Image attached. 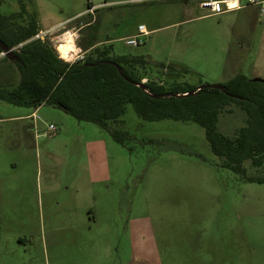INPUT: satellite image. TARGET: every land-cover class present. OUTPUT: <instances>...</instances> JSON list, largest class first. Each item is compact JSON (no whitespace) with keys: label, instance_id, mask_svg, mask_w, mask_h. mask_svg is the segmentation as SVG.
Returning <instances> with one entry per match:
<instances>
[{"label":"rangeland","instance_id":"rangeland-1","mask_svg":"<svg viewBox=\"0 0 264 264\" xmlns=\"http://www.w3.org/2000/svg\"><path fill=\"white\" fill-rule=\"evenodd\" d=\"M0 2L2 14L22 2L41 26L56 25L44 36L54 47L55 36L78 46L86 29L77 20L86 16L87 0ZM91 2L98 6L90 15L98 40L109 37L115 54L188 69L166 77L167 85L222 84L238 73L264 79V13L254 6L249 22L238 15L243 10L208 15L198 0ZM233 22L243 42L230 38ZM139 24L149 35L138 46L126 44ZM2 56L0 79L18 82L15 65L6 73ZM121 120L131 150L61 109L0 99V264H264V184L220 167L222 158L194 122L144 120L131 104ZM245 120L232 103L218 129L234 136ZM243 166L264 174V166L256 171L248 160ZM83 203L94 222L84 220Z\"/></svg>","mask_w":264,"mask_h":264},{"label":"trees","instance_id":"trees-1","mask_svg":"<svg viewBox=\"0 0 264 264\" xmlns=\"http://www.w3.org/2000/svg\"><path fill=\"white\" fill-rule=\"evenodd\" d=\"M85 14L77 20L86 27L77 43L84 55L68 62L59 57L46 37L36 36L40 31L37 13L27 12L24 3H20L17 11L0 13V39L14 48L19 58L16 61L2 56L6 73L11 72L10 63H13L19 80L10 83L8 77L0 79L1 84L6 85H0L1 100L20 106L37 108L47 104L61 109L78 121L94 123L129 150L132 149L128 145L131 136L118 127L128 104L144 120L170 118L194 122L204 129L212 153L222 158L220 167L231 170L247 182L264 184L263 173L250 174L243 166L246 160L256 171L264 166V79L253 80L238 73L222 83L226 92L206 87L191 95L165 96L196 90L197 86L182 82L173 81L170 85L164 82L166 77L182 75L188 69L171 62L151 67L142 55H115L111 43L98 40L97 19L93 23L91 14ZM107 61L121 66L129 79L143 82L147 92L125 80L115 65ZM152 68L167 73L151 78L145 71H152ZM149 93L164 94V97H152ZM232 103L244 112L246 120L234 136H228L219 131L217 124L222 110Z\"/></svg>","mask_w":264,"mask_h":264},{"label":"built area","instance_id":"built-area-1","mask_svg":"<svg viewBox=\"0 0 264 264\" xmlns=\"http://www.w3.org/2000/svg\"><path fill=\"white\" fill-rule=\"evenodd\" d=\"M88 5L86 6V10L84 13L93 14L94 10L97 8L95 4L91 2V0H87ZM200 7L207 9L209 11L208 15H219L221 13L227 11L238 10L247 6H254L257 8L260 14L264 13V0H200L199 2ZM83 26V25H82ZM80 28L73 29L71 32V38L76 39L79 37ZM51 30H45L39 32L36 36H45ZM65 35V34H62ZM149 35V31L146 29L144 24H139L137 26L136 32L133 35L124 37V41L128 45L138 46L143 43L144 38ZM62 36H55V43H56V51H58V55L65 61L73 62L75 60L81 59L84 55V51L81 47L76 46L72 40V50L65 53L59 47L61 45ZM2 54V53H1ZM4 55V54H2ZM50 131H54L56 127L53 124H49L48 126Z\"/></svg>","mask_w":264,"mask_h":264},{"label":"water","instance_id":"water-1","mask_svg":"<svg viewBox=\"0 0 264 264\" xmlns=\"http://www.w3.org/2000/svg\"><path fill=\"white\" fill-rule=\"evenodd\" d=\"M0 49H1V53L4 54L8 59L10 60H16L18 61L19 58L15 55L14 53V48H9L7 46V44H5V42L3 40L0 39ZM108 63H111L113 65H115V67L117 68L118 72L120 73V75L127 80L128 82L135 84L136 86H139L140 88H142L145 92H147V86L143 83V82H136L133 81L131 79H129L123 72L121 69V66H119L117 63L112 62V61H107ZM253 80H260L261 78H252ZM206 87H210V88H215V89H220L226 92L225 87L223 84H200L197 86L196 90H192L190 92L187 93H167L165 94V96H170V95H175V96H180V95H191L196 93L197 90L201 89V88H206ZM228 95H231L230 93L227 92ZM149 95H151L152 97H164V94H151L149 93ZM238 98H240V96H237Z\"/></svg>","mask_w":264,"mask_h":264},{"label":"crops","instance_id":"crops-1","mask_svg":"<svg viewBox=\"0 0 264 264\" xmlns=\"http://www.w3.org/2000/svg\"><path fill=\"white\" fill-rule=\"evenodd\" d=\"M130 1H132V0H130ZM199 2H200V0H198V5H199ZM200 6V5H199ZM98 7V6H97ZM251 7H253V6H247V7H244V8H241V9H238V10H233V11H227V12H224V13H228V12H239V11H241V10H243V11H241V12H239L238 13V15H240L242 18H245V19H247L249 22L250 21H252V18L250 17V13H252L251 12V10H249V8H251ZM98 9V8H97ZM257 9V8H256ZM258 11V10H257ZM224 13H221V14H224ZM220 15V14H219ZM202 16H204V15H202ZM37 19H38V23H39V18H38V15H37ZM39 26H40V31L39 32H42V31H45V30H52L56 25H50V26H45V27H43V26H41L40 25V23H39ZM238 25L237 24H235V22H233V23H230V25H229V28H230V30H231V28H232V31H234V29L236 30V31H234V32H231L230 31V38L231 39H238V41L239 42H243L242 40H243V36H242V34L241 33H238V27H237ZM134 34V33H133ZM133 34H131V35H133ZM241 34V35H240ZM127 36H130V35H127ZM127 36H125V37H127ZM103 42H106V43H110V40H107V41H105V40H103V41H101L100 43H103ZM243 43H241V45H242ZM113 48V47H112ZM114 53V52H113ZM115 54V53H114ZM115 55H118V54H115ZM143 80H145V79H143ZM229 80V79H228ZM227 81V80H226ZM225 81V82H226ZM91 206L88 204V203H83V204H81V210L82 211H84L83 213H84V215H88L87 217H85L84 216V220H86V221H90V220H92L93 222H94V220H95V214L93 215V213H92V211H91ZM96 264H99V263H96Z\"/></svg>","mask_w":264,"mask_h":264},{"label":"bare ground","instance_id":"bare-ground-1","mask_svg":"<svg viewBox=\"0 0 264 264\" xmlns=\"http://www.w3.org/2000/svg\"><path fill=\"white\" fill-rule=\"evenodd\" d=\"M67 33V32H66ZM62 41L64 40V37H61ZM61 41V42H62ZM61 50H63L65 53L67 52V50L71 51L72 49V43L69 42V45L67 44H61L60 47H59Z\"/></svg>","mask_w":264,"mask_h":264}]
</instances>
